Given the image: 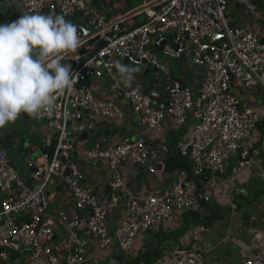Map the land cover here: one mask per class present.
Instances as JSON below:
<instances>
[{
    "label": "built area",
    "instance_id": "2783aa9c",
    "mask_svg": "<svg viewBox=\"0 0 264 264\" xmlns=\"http://www.w3.org/2000/svg\"><path fill=\"white\" fill-rule=\"evenodd\" d=\"M98 2L17 0L21 15L39 11L71 19L87 52L80 53L81 46L63 55L62 63L71 65L77 83L71 93L57 96L52 113L37 118L56 132V140L52 155L46 152L28 159L33 169L30 185L13 165L9 151L0 147V259H8L13 252L20 256L16 261L26 255L27 264H103L100 257L90 255L92 246L131 253L140 234L160 223H172L176 210L186 211L199 203L203 195L196 176L205 169L224 173L231 157L244 148L263 119L262 111L242 102L240 92L258 89L264 93V32L234 23L229 6L237 2L257 18L260 10L264 11V0H150L132 9V13L146 16L139 24L130 22L128 14L110 17L111 8H101ZM100 41L104 45L90 55ZM157 51L176 59L187 55L203 69L200 84L193 87L172 78L171 66ZM126 59L130 65L157 68L163 101L147 92L136 74H129L130 80L121 78L117 65L125 66ZM92 77L108 78L115 96L129 104L143 130L162 132L167 114L177 126L192 116L187 137L177 144L182 156L194 164L192 175L180 176L168 190L136 195L126 183L122 166H147L153 173L163 163L161 150L145 135L77 149L73 140L94 129L96 121L126 119L125 109L115 98L102 97L93 90L89 84ZM75 151V160L107 162L112 191L75 180L82 178V170L74 161L67 176L69 188L65 189L70 192L73 209L51 212L53 198L60 192L50 186L56 187L65 161ZM248 162L243 156L240 168ZM120 207L122 217L112 231L109 218ZM3 226L8 229L5 235L1 234ZM59 230L67 236L65 241L58 238ZM170 263L209 264L201 247L189 248L183 243L173 245ZM240 264H264V255Z\"/></svg>",
    "mask_w": 264,
    "mask_h": 264
},
{
    "label": "crops",
    "instance_id": "0c3cea01",
    "mask_svg": "<svg viewBox=\"0 0 264 264\" xmlns=\"http://www.w3.org/2000/svg\"><path fill=\"white\" fill-rule=\"evenodd\" d=\"M103 1H105V6L101 8H111L108 11L110 17L128 14L130 22L133 24L144 21L146 16L145 14H134L132 9H137L150 2V0H143L144 3L141 6H135L138 0ZM229 10L234 23L246 25L252 30L259 28L264 32L263 10L257 14V18H254L244 6L237 2H231ZM21 13L18 9L17 0H0V20L11 22L19 18ZM142 16L145 18L143 19ZM176 60L179 69L188 70V66H190L192 74L188 76L186 72L185 78L181 79L172 71V78L197 87L203 77L202 67L196 65L187 55ZM132 72L130 74H136L139 78L142 76L143 80L146 76L136 73L134 70ZM146 78L149 84L150 79L148 76ZM98 82L100 81L95 80L91 85L93 90L102 97L115 98L125 109L126 119L117 122L96 121L94 129L89 131L88 140L78 143L77 149L90 148L96 142L105 146L110 143L116 144L127 138H134L140 134L145 135L149 142L161 150L163 163L153 173L147 166H122L126 183L136 195H145L154 189L168 190L178 182L180 176L192 175L193 162L182 156L177 148V144L187 137L192 127V116L188 117L185 124L177 126L172 117L167 114L163 122L162 132L143 130L134 117L129 104L126 101H121L114 92H110L109 84L102 86ZM145 84L147 87L148 84L146 82ZM154 88L163 95L160 79L156 78ZM240 95L244 104L252 106L264 114L262 91L258 89L253 91L241 90ZM98 132L101 134L96 137ZM92 136L94 137L92 138ZM48 140H51L50 146L47 145ZM55 140L56 132L46 121L23 113L15 122H10L4 128H0V147H5L11 156L12 154L22 155L23 161L17 169L24 177L31 175L27 154L36 153L43 147L49 150ZM243 156H247L250 162L240 168ZM75 161L78 162L82 170L83 183L94 184L99 190L112 191L110 184L112 172L109 170L107 162L81 158ZM230 168H232V173L221 178L218 183L208 184L201 179V176L195 178L206 188V195L209 197V201L215 204V207L200 200L196 206L189 210H176L173 214L172 223H160L148 232L140 234L135 241L132 252L123 253L124 257L119 264L124 261L125 257H129V259L124 264H133L130 262H133L139 253H144L152 247V249H158L155 250L157 252L162 250L160 258L152 264H171L170 255L173 245L176 243H183L189 248L201 247L206 252L209 264H240L245 259L264 255V116L252 137L245 143L244 151L241 154L237 152L231 157L224 174L229 172ZM60 208L69 211L73 209L69 190L54 196L51 212ZM122 213L123 208L120 207L110 216L109 226L112 231L118 226ZM58 235L61 240L65 241L67 238L61 230L58 231ZM116 250L117 248L99 250L92 246L90 255L100 257L103 264H109ZM2 260L0 259V264H4ZM22 260L25 263L26 260Z\"/></svg>",
    "mask_w": 264,
    "mask_h": 264
},
{
    "label": "clouds",
    "instance_id": "9594fccd",
    "mask_svg": "<svg viewBox=\"0 0 264 264\" xmlns=\"http://www.w3.org/2000/svg\"><path fill=\"white\" fill-rule=\"evenodd\" d=\"M82 44L77 26L63 15L34 11L0 23V128L22 113L39 118L53 112L57 96L71 93L77 83L63 55ZM117 67L130 80L133 69Z\"/></svg>",
    "mask_w": 264,
    "mask_h": 264
},
{
    "label": "water",
    "instance_id": "95a60500",
    "mask_svg": "<svg viewBox=\"0 0 264 264\" xmlns=\"http://www.w3.org/2000/svg\"><path fill=\"white\" fill-rule=\"evenodd\" d=\"M104 45V42L103 41H100L96 44L95 46V49L94 51L90 52V55H93L96 51H98L102 46ZM176 49H178V47H176ZM87 50L85 49L84 46H82L80 48V53L84 54L86 53ZM126 65L124 67L126 68H130V64H129V61L126 59L123 61ZM72 70V69H71ZM133 70L136 72V73H139V74H144L146 76H148V78L150 79L149 80V84H148V87L146 89L147 92H150L152 93L154 96L158 97L161 101H163L165 99V96L164 95H161L159 94L158 91L155 90L154 88V82L156 80V73L158 72L157 68L156 67H151L150 64H148L147 66L145 65H134L133 67ZM118 71H119V68H118ZM120 72V71H119ZM91 133H93V131H91ZM89 133L88 132H84L79 138H75L73 140L75 146L77 145L78 141H84V140H87L89 138ZM54 147H55V142L52 144L51 148L49 150H39L38 152L36 153H30V154H27V158H30V157H39L41 156L42 153H46L48 152L49 155H52L53 151H54ZM244 151V148L241 147L239 150H238V154H241L242 152ZM78 153L77 151H75L73 153V155L65 161L66 163V168L64 170V173H63V177L58 181V183L56 184V187L54 185H51L50 186V189H55L56 191L58 192H63L65 189L69 188V184L67 183V176H69L71 174V165L73 164V162L75 161V158L77 157ZM33 169H30V171H32ZM232 173V168H230V171L227 172V173H217V174H214L213 171L211 169H205L201 175V179L204 180L205 182H207L208 184H211L213 182H219L221 178H223L224 176L226 175H229ZM75 180L79 181V182H83L82 178L80 177H75ZM25 181L27 183V185H30L31 184V180L29 177H26L25 178ZM196 184L200 187L199 188V191L200 193L203 195L202 197V201L208 205H211L212 207H215V204H212L207 198H206V188L204 186H202L200 184V182H198L197 180H195ZM48 194L50 193L49 191L47 192ZM3 224V222H2ZM8 232V229L7 227L3 226L1 228V234L2 235H5L6 233ZM9 257L12 259V260H15L16 257H20L19 255H16L15 253L13 252H10L9 253ZM124 257V254H123V251L121 249H117L115 251V253L113 254L109 264H119L121 259H123Z\"/></svg>",
    "mask_w": 264,
    "mask_h": 264
},
{
    "label": "rangeland",
    "instance_id": "374dc122",
    "mask_svg": "<svg viewBox=\"0 0 264 264\" xmlns=\"http://www.w3.org/2000/svg\"><path fill=\"white\" fill-rule=\"evenodd\" d=\"M143 3H144L143 0H138V1H136L135 6H141ZM98 4L100 5V7H104L105 6V1L99 0ZM142 18L144 19L145 17L142 16ZM67 21H70L71 22L72 20L71 19H68ZM157 53L160 56V58L163 57L162 58L163 60L168 61V63L171 66V69H172L174 75L179 76L181 79H184L185 78V75H186V72H187L188 76H190L192 74V70H190L191 69L190 66H188V68H189L188 70H186V69H179L178 68V61L175 58H172L170 56H166L163 53H161L160 51H157ZM133 67H134V65L131 64L130 65V69H132ZM95 80H96L95 77H92L90 79V81H89V84L90 85H93V83L95 82ZM98 80L100 81L98 83L100 85H102V86H105V85L109 84V80H108L107 77L99 78V79H97V81ZM144 80L148 84V79L146 78V76H145ZM109 91L113 93V90L111 88L109 89ZM262 94H263L262 95V100L264 101V93L262 92ZM93 137L94 136H92V138ZM88 145L91 146L90 144H88ZM11 158H12L13 165L16 168H18V166L20 165V163H22V161H23L22 160V155L17 156V155L12 154ZM123 207H124V205H123ZM22 216H24V215H21L20 214V217H22ZM23 257H24L23 259H26L25 263L22 262L23 261L22 259H19V260L16 261V260H12L10 257L8 259H6V260H2V262L4 264H27V256L24 255ZM128 259H129V257H125L124 258V261L121 264H124L126 262V260H128Z\"/></svg>",
    "mask_w": 264,
    "mask_h": 264
},
{
    "label": "trees",
    "instance_id": "16d2710c",
    "mask_svg": "<svg viewBox=\"0 0 264 264\" xmlns=\"http://www.w3.org/2000/svg\"><path fill=\"white\" fill-rule=\"evenodd\" d=\"M140 77H141V80L145 83V81L143 80L142 76H140ZM99 134H101V132L100 133L99 132L96 133V137ZM104 134L106 135V132H104ZM152 248H149L144 253H139L137 258L133 262H130V263H133V264H141V263L152 264V263H154L158 258H160L162 250L160 249L161 252H157L155 250H158V249H156V248L152 249Z\"/></svg>",
    "mask_w": 264,
    "mask_h": 264
}]
</instances>
